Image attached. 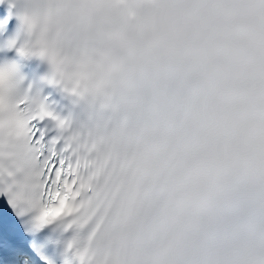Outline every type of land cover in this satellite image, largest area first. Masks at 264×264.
Instances as JSON below:
<instances>
[{"label":"snow or ice","instance_id":"6c2138e0","mask_svg":"<svg viewBox=\"0 0 264 264\" xmlns=\"http://www.w3.org/2000/svg\"><path fill=\"white\" fill-rule=\"evenodd\" d=\"M10 7L7 47L95 119L4 63L0 208L70 233L64 264H264V0Z\"/></svg>","mask_w":264,"mask_h":264},{"label":"clouds","instance_id":"9594fccd","mask_svg":"<svg viewBox=\"0 0 264 264\" xmlns=\"http://www.w3.org/2000/svg\"><path fill=\"white\" fill-rule=\"evenodd\" d=\"M14 78L15 72H10L8 65H0V88H6Z\"/></svg>","mask_w":264,"mask_h":264}]
</instances>
